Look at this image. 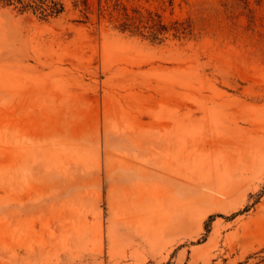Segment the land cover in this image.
Returning a JSON list of instances; mask_svg holds the SVG:
<instances>
[{
	"label": "rangeland",
	"instance_id": "rangeland-1",
	"mask_svg": "<svg viewBox=\"0 0 264 264\" xmlns=\"http://www.w3.org/2000/svg\"><path fill=\"white\" fill-rule=\"evenodd\" d=\"M0 264H264V0L0 4Z\"/></svg>",
	"mask_w": 264,
	"mask_h": 264
},
{
	"label": "trees",
	"instance_id": "trees-1",
	"mask_svg": "<svg viewBox=\"0 0 264 264\" xmlns=\"http://www.w3.org/2000/svg\"><path fill=\"white\" fill-rule=\"evenodd\" d=\"M73 1L78 4L81 0ZM67 2L68 0H0V4L3 6H12L21 12H32L44 20L58 17L64 13L67 9ZM119 3L117 2L116 5ZM123 8L125 16L119 25L123 31L142 34L150 37L153 41L162 42L166 38V33L171 30L162 18L150 15L151 20L145 21V15L140 10L134 9L133 11L137 14H131L127 6H123ZM186 31L187 27L185 26H175L176 35L186 34Z\"/></svg>",
	"mask_w": 264,
	"mask_h": 264
}]
</instances>
